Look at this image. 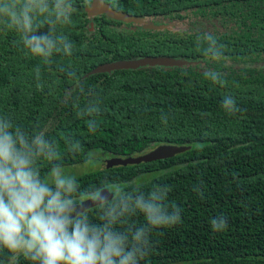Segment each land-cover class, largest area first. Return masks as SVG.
<instances>
[{"label": "trees", "instance_id": "trees-1", "mask_svg": "<svg viewBox=\"0 0 264 264\" xmlns=\"http://www.w3.org/2000/svg\"><path fill=\"white\" fill-rule=\"evenodd\" d=\"M104 1L144 23L89 17L91 0H72L71 22L56 25V34L68 36L73 51L54 52L47 60L29 53L20 34L0 18V117L30 135L46 130L58 156L52 162L38 158L42 180L54 164H81L93 151L127 158L160 144L190 146L173 158L103 167L75 178L81 191L119 185L147 194L156 185L168 186L164 203L180 208L181 220L151 230L138 264H264V0ZM206 30L224 45L220 60L197 50L196 38ZM143 57L187 64L86 76L101 64ZM204 67L223 73L225 83L208 80ZM229 95L240 111L224 110ZM90 99L99 101L100 111L81 116ZM149 173L156 176L130 184ZM86 212L102 223L96 206ZM220 215L227 228L216 232L211 221ZM126 221L117 230L146 223L139 211ZM12 255L0 247V264H9ZM16 264L38 262L21 254Z\"/></svg>", "mask_w": 264, "mask_h": 264}, {"label": "clouds", "instance_id": "clouds-1", "mask_svg": "<svg viewBox=\"0 0 264 264\" xmlns=\"http://www.w3.org/2000/svg\"><path fill=\"white\" fill-rule=\"evenodd\" d=\"M73 12L72 0L0 3V18H6L8 28L20 34L29 53L45 60L54 52L71 55L73 44L63 33L56 34V25L70 23ZM45 26L46 33L41 31ZM196 40L197 50L205 57L214 61L222 58L224 45L212 30ZM36 74L39 79V68ZM203 75L212 82L225 83L219 71L204 67ZM69 76L75 77V73ZM79 90L84 92L82 86ZM98 104L90 99L80 115L98 113ZM222 107L230 114L240 111L230 95L225 96ZM162 119L167 122L166 117ZM88 128L95 131V122L90 121ZM46 136V130L30 135L14 127L10 119L0 117V247L13 253L9 264H16L21 254L38 264H138L149 248L151 230L180 222V208L164 203L167 185H156L147 194L129 192L119 185L81 191L76 178L66 176L58 164L52 167L51 182L46 183L35 166L37 160L52 162L58 156L56 146ZM74 148L78 150L79 144ZM84 200L98 208L102 223L92 222L84 210ZM137 211L145 216L143 226L117 230V224H125L126 217ZM227 223L220 215L212 219L211 226L219 232Z\"/></svg>", "mask_w": 264, "mask_h": 264}, {"label": "water", "instance_id": "water-1", "mask_svg": "<svg viewBox=\"0 0 264 264\" xmlns=\"http://www.w3.org/2000/svg\"><path fill=\"white\" fill-rule=\"evenodd\" d=\"M86 12L89 17L104 15L109 19L120 21L123 23H132V24L144 23L142 17L129 15L127 13L117 11L113 9L109 4H107L104 0H91L89 6L86 8ZM144 28L149 30H160L165 28V26L155 25V24H145ZM186 64H187L186 61L171 57H143L138 59L118 60L114 62L101 64L95 67L94 69H92L90 72H88L86 76L100 74V73H110L112 71H117V70H135L146 66L179 67V66H184ZM189 149L190 146L160 144L140 155L127 157V158H120V157L108 158L105 160L104 168L146 164L159 160H165V159L173 158L178 154H182L188 151ZM82 203L85 211L95 206L92 204V202L87 200L82 201Z\"/></svg>", "mask_w": 264, "mask_h": 264}, {"label": "rangeland", "instance_id": "rangeland-1", "mask_svg": "<svg viewBox=\"0 0 264 264\" xmlns=\"http://www.w3.org/2000/svg\"><path fill=\"white\" fill-rule=\"evenodd\" d=\"M107 158L108 157L102 156L99 152L93 151L90 152L89 159L86 162L77 165L64 166L61 167V169L66 176L77 177L83 174H87L102 169L104 167L105 160ZM155 176H156L155 173L144 174L135 178L133 181H131L130 184L139 185L145 181L152 179ZM44 181L46 183L51 182L50 174L45 178Z\"/></svg>", "mask_w": 264, "mask_h": 264}]
</instances>
